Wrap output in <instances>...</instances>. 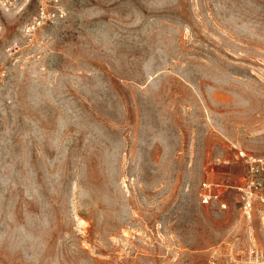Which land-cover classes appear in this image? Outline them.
<instances>
[{"label":"rangeland","instance_id":"rangeland-1","mask_svg":"<svg viewBox=\"0 0 264 264\" xmlns=\"http://www.w3.org/2000/svg\"><path fill=\"white\" fill-rule=\"evenodd\" d=\"M9 1L0 264H264V0Z\"/></svg>","mask_w":264,"mask_h":264},{"label":"built area","instance_id":"built-area-1","mask_svg":"<svg viewBox=\"0 0 264 264\" xmlns=\"http://www.w3.org/2000/svg\"><path fill=\"white\" fill-rule=\"evenodd\" d=\"M14 0H10L8 3L13 4ZM7 3H5L6 5ZM34 27V25H33ZM31 28V25H30ZM236 149V158L242 159L248 166L249 175L248 183L245 191L247 197V206L252 207L254 201L258 200L261 203H264V160L255 159L252 156H249L244 151L235 147ZM201 201L204 205H209L211 203H221L220 194L213 191L211 184L203 183L202 190L200 193ZM223 208H226V204H221Z\"/></svg>","mask_w":264,"mask_h":264}]
</instances>
